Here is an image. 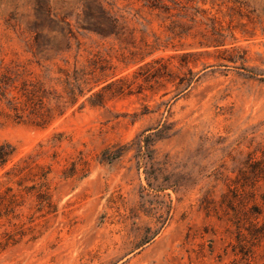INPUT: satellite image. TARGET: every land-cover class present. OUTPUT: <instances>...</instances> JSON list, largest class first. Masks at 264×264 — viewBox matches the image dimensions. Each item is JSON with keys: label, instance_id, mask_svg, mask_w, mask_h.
<instances>
[{"label": "rangeland", "instance_id": "374dc122", "mask_svg": "<svg viewBox=\"0 0 264 264\" xmlns=\"http://www.w3.org/2000/svg\"><path fill=\"white\" fill-rule=\"evenodd\" d=\"M100 1L120 36L78 29L82 0H0V72L20 65L55 95L60 70L92 61L101 82L125 81L45 127L0 104V145L15 148L4 170L33 156L21 186L5 184L19 196L0 217V264H264L234 255L232 225L203 202L264 145V0H164L167 14ZM63 20L70 49L34 58L33 36L61 42Z\"/></svg>", "mask_w": 264, "mask_h": 264}, {"label": "trees", "instance_id": "16d2710c", "mask_svg": "<svg viewBox=\"0 0 264 264\" xmlns=\"http://www.w3.org/2000/svg\"><path fill=\"white\" fill-rule=\"evenodd\" d=\"M142 2L143 6L151 10L161 14L169 13L164 0H142ZM80 10L81 14L77 15L76 21L78 29L101 37H118L122 34L124 26L120 19L106 10L100 0H82ZM62 23L61 42L44 41L39 33L33 36L28 52L34 58L44 56L46 54L44 51L49 45L54 51V56L70 49L72 39H75L74 32L68 21L63 20ZM97 65V62L92 61L88 68L74 67L71 72L60 70L62 95L48 92L38 81L23 78L24 68L15 65L13 70L6 69L5 72H0V104L5 105L17 118L26 114L39 127H45L53 118L62 116L68 108L76 104L79 97L89 94L87 101L91 106L101 105L106 93H110L111 96L122 93V87L118 84L125 81L117 79L101 82V78L95 77L97 70L99 73L102 72V68ZM102 84L103 86L99 87ZM257 152L256 158L253 153L247 154L245 160L231 171L234 175L226 178V191L218 200L207 197L203 199L207 213L213 211L218 214L221 211V215L227 217L233 227L232 251L246 262H250L256 256L264 257V145L258 148ZM14 155L15 148L12 145H0V170L5 169ZM118 157V152H115L106 160H114ZM32 160V155H26L3 171L0 177V217L14 213L19 196L5 184L15 181L21 186L25 174H30ZM3 177L5 180H1ZM31 189L36 190V195L40 198L49 193L43 183L39 184L38 189L35 186ZM260 217L261 222L258 221ZM7 235L3 233L2 237ZM257 250H261L260 254H257Z\"/></svg>", "mask_w": 264, "mask_h": 264}]
</instances>
